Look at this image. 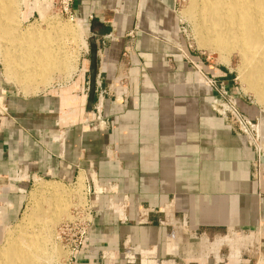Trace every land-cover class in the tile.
<instances>
[{"label": "crops", "instance_id": "crops-1", "mask_svg": "<svg viewBox=\"0 0 264 264\" xmlns=\"http://www.w3.org/2000/svg\"><path fill=\"white\" fill-rule=\"evenodd\" d=\"M172 9L173 0H74L102 60L93 102L127 74L120 62L128 58L127 101L114 105L105 95L107 129L88 132L78 121L73 129L56 123L67 90L9 94L0 126V228L17 221L30 179L84 183L88 176L92 223L71 264H178L199 231L260 227L264 236V118L255 184L253 151L211 110L210 91L193 87ZM211 74L230 80L225 71ZM237 102L241 113L258 116ZM84 105L77 102L75 118Z\"/></svg>", "mask_w": 264, "mask_h": 264}, {"label": "rangeland", "instance_id": "rangeland-1", "mask_svg": "<svg viewBox=\"0 0 264 264\" xmlns=\"http://www.w3.org/2000/svg\"><path fill=\"white\" fill-rule=\"evenodd\" d=\"M16 1V3H19L17 4L19 5L17 6L18 9L16 7L18 14V16L16 15L18 20L17 24L20 25H17L19 30H27L31 27L29 24H33L32 27H35L38 30L37 32L47 33L53 32L55 30V25H60L63 27L65 25V27H68L69 29L72 28L74 31H78L80 29L81 38L78 37L79 42L77 41L74 44V42H68L66 38H63L64 36L62 37L64 39L62 40L63 43L67 41L64 44L66 55L70 53V58L72 57V62L71 66L69 65V70H75V72L67 74L68 69L66 68H63L60 72L54 71L55 73L53 72L50 74L52 78L50 77V83L48 82L49 84L44 85L43 83V85H41V83L37 82V86H33L34 89L33 87L29 89H22L19 84H14L13 82H9L5 80V78H3L2 68L0 65V126L4 122V118L6 119L7 115L9 114L7 112L8 108L6 99L8 98L9 94L12 93L22 99L24 97H31L34 95L37 96L49 92L53 93L60 90H67L71 95V97L69 98L70 106L68 105L67 107L57 111L56 123H58V126L73 129L78 121L80 123L81 131H94L93 125L97 121V115L94 114L95 112H93V107L97 105L98 101L96 98L95 103L93 102L92 107H87L89 85V55L91 46L94 45L92 40L89 38L87 20L75 14L73 10L74 0H68L67 7L66 0H35L39 2L36 4L37 9L34 8V0ZM188 6H190V0H173L172 10L179 20V26L177 30L179 32L178 35L181 42L179 44V55L181 56L183 63L186 65V67L189 68L191 72V75L193 77V87L196 89L203 88L205 90L207 88V91H210L211 94L209 103L212 111L216 103H223L224 101H219V97L218 95H216L214 88H208V86L204 83V80L206 79L215 81L216 85L226 90L231 98L235 99L236 101L237 99H240L246 105L257 109L258 111V116L254 119H250L247 115L243 114L252 122L253 125H256V131L255 133H253V136L251 138L247 139V141L246 138H243L242 136L244 146L252 150L255 155V160L251 162V179L255 182V184H258L260 172V167L258 166V156H260L259 148L262 147L260 123L261 119L264 118V104L260 103L255 94L252 92L250 72L257 66L261 65L260 57L259 55H256V58H253L251 56L244 57L235 50L231 51L228 54L226 53L225 56L220 54L219 52H216L215 50L200 46L198 38L196 37L195 31L193 29L195 22L193 19H190V14H187V12L185 11L189 10ZM200 14L204 16L203 12H199L197 15L200 16ZM61 30L58 29V31L60 32ZM66 44H68V46ZM255 49L260 50L259 48ZM95 50L98 55L99 50L96 47ZM72 55L75 57H73ZM101 63V58L96 60V76L102 66ZM120 66V68L122 69V73L127 72V74L119 76V78L115 79L112 83H108L107 90H103L102 88L100 89L101 91L98 92L97 97L98 100L99 98H102V103L103 98L106 95V98L108 97L111 99L112 104H123L120 103L119 97L121 96V98L123 99V97L126 96V94H122L121 92L127 91L131 79V76L128 72L130 68L128 58L127 64L120 62ZM169 67L172 70L173 63L170 62V59ZM215 70L221 74H223L224 71L227 72L230 80L228 82H223L220 78H217V76L211 74L212 71ZM201 77L202 79H200ZM16 86L19 88H17ZM98 86L100 88V84ZM79 100L85 101V105L83 108L84 115L82 116V118L77 119L75 118V105ZM103 114L105 115V117ZM102 118L108 121V117L104 113V111L102 113ZM86 124L88 125V127H86ZM234 133L235 135L240 134L237 131ZM62 134L64 133L62 132ZM237 137H239V135H237ZM76 179L69 183L42 178L30 179L29 186L23 194V206L17 221L10 226L0 228V251L7 247V239L10 235L13 236L20 232H28L32 227L33 229H36L38 227V221L45 220L43 221V224L47 225L52 240L51 243L47 242V244L51 245L52 247H57L59 251L58 256L54 257L53 262H51L50 264H71L73 256L84 244L83 243L81 246L79 244L83 241L82 237L79 236V232L81 230V224L79 223V219L82 217L81 210L86 205L92 207L91 201L92 197L95 195L88 184L90 177L84 176L85 180L81 187H79L77 183H75ZM38 182H43L44 184L48 185L57 184L60 185L61 188H63L64 192L66 191L67 194H64L65 196L63 195V197H61L63 199H61L62 201L58 202L59 207L55 208V210L53 209L54 211H52V209L50 211L49 208V210L46 211V202L48 200L50 202L54 200H51L53 198H50L47 194L46 196L45 193L43 194L38 192V195V193L35 191ZM77 190L79 194L77 193ZM88 190L90 191V195L88 194L87 196ZM35 192L37 198H35L36 201L33 202L34 198L32 196L35 194ZM30 199H32V202L34 203H32V205L38 204L36 206L37 210H39H35V212L29 215L25 220H22L24 212L32 206ZM43 210H45L46 212ZM260 229L261 228L259 227L245 233L229 230L215 233L199 231L194 234L193 239L189 241L191 247H183L184 252L183 254L179 255V259H176V262L178 264H264V236ZM237 236L239 239L237 238ZM122 252L125 253L124 250H122L121 253ZM127 256L125 257L127 258ZM104 257L107 258V256L105 255ZM108 258L107 261H110L108 260Z\"/></svg>", "mask_w": 264, "mask_h": 264}, {"label": "bare ground", "instance_id": "bare-ground-1", "mask_svg": "<svg viewBox=\"0 0 264 264\" xmlns=\"http://www.w3.org/2000/svg\"><path fill=\"white\" fill-rule=\"evenodd\" d=\"M11 1H0V65L3 78L19 84L22 89H29L34 85L37 86V82L41 85L49 84L50 74L54 71L60 72L66 68L68 69L67 74L74 73L75 70H69L72 57L70 58V53L66 55L64 44L67 41L75 44L78 37L81 38V30L74 31L71 28V31L65 25L64 27L55 25L53 32L40 33L32 27L33 24H29L31 27L27 30H19L20 25L17 24L16 17L19 3H16V0V2ZM37 3L39 2L34 0L35 9H37ZM188 8L189 10L185 11L195 22L193 29L200 46L210 48L225 56L233 50L238 51L244 57L256 58V55H259L261 65H256L257 67L250 72V80L252 92L258 101L264 104V0H190ZM199 12H203L204 16L201 14L198 16ZM58 29L64 30L60 32ZM62 37L67 41L63 43ZM259 150L260 157H262V147ZM75 183L81 187L83 179L80 177ZM35 191L53 198L51 200L54 201L46 202V211L49 209L54 211L58 208V202L63 199L61 197L67 194L60 185H48L43 182L37 183ZM36 192L34 195L32 193L33 202L37 198ZM30 200L32 205V199ZM36 205L38 204L32 205L24 212L22 220H25L35 210H39ZM43 221L45 220L36 222L38 224L36 229L32 227L28 232L10 235L7 239V247L0 251V264H50L53 262L59 251L57 247L47 244L52 241L51 234Z\"/></svg>", "mask_w": 264, "mask_h": 264}, {"label": "built area", "instance_id": "built-area-1", "mask_svg": "<svg viewBox=\"0 0 264 264\" xmlns=\"http://www.w3.org/2000/svg\"><path fill=\"white\" fill-rule=\"evenodd\" d=\"M67 6H68V0H66V7ZM204 81H205L204 83L208 86V88L210 89L214 88L216 95H218L219 97V101L221 100L224 101L223 103L215 104V106L213 107L214 113L220 116L232 129V131L234 132L237 131L238 133H240V134L236 133L237 135H239V138H242L243 136V138H246V141L248 138H251L253 136V133H255L256 131L255 130L256 125H253L252 122L248 118H246L243 115V113L240 112L237 101L231 98L226 92V90H224L222 87H218L215 81H212L211 79L210 80L206 79ZM97 84L99 85L98 82ZM119 100L120 103H125L127 101V95L124 96L123 99L120 96ZM102 105H103L102 98H99L97 105L93 107V112H95L94 114L97 115V121L93 125V130L97 132H102L103 130H105L108 124V121L102 118V113H103ZM86 127H88L87 124ZM89 193L90 191L88 190L87 196ZM81 215L82 217L79 219V223L81 224V230L79 232V236L82 237L83 241L79 243L80 246L86 241L88 230L92 223V207L86 205L84 208H82Z\"/></svg>", "mask_w": 264, "mask_h": 264}, {"label": "water", "instance_id": "water-1", "mask_svg": "<svg viewBox=\"0 0 264 264\" xmlns=\"http://www.w3.org/2000/svg\"><path fill=\"white\" fill-rule=\"evenodd\" d=\"M96 60L97 52L94 45L91 46V51L89 55V85H88V108H91L93 105V97L96 87Z\"/></svg>", "mask_w": 264, "mask_h": 264}]
</instances>
